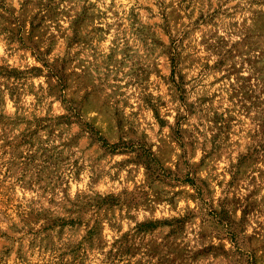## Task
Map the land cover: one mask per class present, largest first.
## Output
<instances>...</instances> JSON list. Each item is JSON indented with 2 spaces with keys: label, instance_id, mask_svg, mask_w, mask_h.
Here are the masks:
<instances>
[{
  "label": "rangeland",
  "instance_id": "1",
  "mask_svg": "<svg viewBox=\"0 0 264 264\" xmlns=\"http://www.w3.org/2000/svg\"><path fill=\"white\" fill-rule=\"evenodd\" d=\"M102 4L20 0L16 7L14 0H0V37L6 47L17 49L0 64V103L6 90L21 105L20 115L0 112V264H15L13 247L22 264H105V259L111 264H230L223 254L228 242L220 236L239 244L248 225L255 236L238 248L242 264H264V35H251L239 49H228L223 37L215 46L201 38L204 52L220 56L213 65L193 40L212 29L235 27L227 23L222 5L157 0L156 6L125 10L115 0ZM114 32L119 35L105 52ZM238 55L245 58L240 67H226ZM245 66L252 76L241 75ZM197 67L204 77L223 75H213L202 88L203 79L189 80ZM165 90L167 99L152 96ZM130 108L135 111L128 115ZM149 110L156 127L142 131ZM173 111L170 122L165 117ZM206 126L207 140L201 131ZM157 136L164 147L157 146ZM101 137L118 150L104 146ZM208 144L211 156L193 171L187 157L201 145L208 151ZM172 145L182 149L175 164ZM218 154L230 161L227 184L201 177L204 166L216 170L212 161ZM116 156L125 160L119 168L113 165L107 179L135 185L131 193L121 187L83 198L67 195L69 170L81 182L94 165L89 179L99 185L105 161ZM141 178L143 185L137 183ZM221 189L228 192L223 199L216 196ZM185 194L190 208L199 201L195 212L139 218L145 201L175 203ZM116 217L126 230L111 243L103 238V222ZM193 221L202 225V251L185 260L182 241ZM102 242L111 243L106 257Z\"/></svg>",
  "mask_w": 264,
  "mask_h": 264
},
{
  "label": "clouds",
  "instance_id": "2",
  "mask_svg": "<svg viewBox=\"0 0 264 264\" xmlns=\"http://www.w3.org/2000/svg\"><path fill=\"white\" fill-rule=\"evenodd\" d=\"M95 2V0H93ZM112 0H103L102 6H106L107 4L111 3ZM117 7H123V9H128L136 5H152L156 6L157 0H115ZM170 0H164V3H169ZM207 2V0H205ZM213 4L222 5L224 9L225 16L229 17L228 24H235V27H228L225 26L223 28L218 29H212L208 32L201 33L200 35L194 37L193 42L196 44L198 48H200V51L204 57L207 58L208 62L215 65L217 61L220 59L219 55H214L213 51L204 52L203 47L200 45V40L203 37H207L209 40L210 45L215 46L217 43V40H219L221 37L225 41H227V48L231 49L233 45H236L237 49L242 47L243 42H245L251 35H264V0H211ZM20 0H14V4L16 7H19ZM157 17L159 18V13H157ZM215 32L216 36L213 38L211 33ZM119 34L115 33L113 36L109 37L107 42L104 45V51L106 52L111 45L112 39H115ZM3 37H0V64H3L5 60H8L10 56H12L17 49L16 48H10L6 47L3 44ZM153 59H156L154 57ZM244 56L238 55L235 60H232L230 64L226 65V67L230 68L231 64H235L237 68L240 67V65L244 62ZM11 62V61H9ZM35 63V61H33ZM153 73L155 72V69H152ZM253 70L248 68L247 66L244 67L243 72L241 73L242 76L248 77L252 76ZM213 75H223V73H215L213 72L211 75L204 77L201 69L197 67L196 71L189 74V80L192 79L193 76H196V81H193V83L199 82L200 79H203V83L200 85L202 88H206L211 84V79ZM258 81H253V86ZM40 83H43V80L40 81ZM228 83H231L229 81ZM177 87H180L179 81H177L176 84ZM2 87V86H0ZM224 87H227V85H224ZM152 88H155V77L153 83L150 85V91ZM219 88V86H218ZM216 90V89H210ZM135 91V89L133 90ZM153 97L156 96H162L165 99L168 98V91L165 90L163 93H152ZM34 103V101H33ZM134 104H139V99L133 100ZM153 103L155 101L153 100ZM15 104V101L13 99H10L7 95L6 90H4V97L3 102L0 103V112H6L9 114H16L20 115V112L18 109L21 108L20 104H15V107L13 106ZM135 111V109L129 110L127 113L128 115H131V112ZM167 111H171V109H168ZM175 117V112H172V116H166V119H169L171 122L172 119ZM151 110L147 113V119L143 120L141 122V130L142 131H150V128H155L156 125L151 122ZM246 127V125H245ZM202 132L206 133L205 140H207V126L204 129H201ZM155 135V133H153ZM163 139L167 140V135H163ZM157 146L158 147H164L160 143L161 137L157 136ZM208 151L205 150L203 145L198 146L195 148V156L189 155L187 157L189 161V166L192 168L193 171H200L202 166V160L207 159L211 156V148L212 145H207ZM169 151L171 153V159L173 164L177 162V160L180 158L182 149L179 146L172 145L169 148ZM227 154H218V158L214 161H212V164L215 166V171H212V166H204V171L201 172V177L204 180H207L209 183H212L213 181L219 182L221 180L224 181L225 184H227L230 177L228 176L229 172V163L230 161L226 158ZM125 158L123 156H116L114 159H110L109 161H105L104 164V179L100 182L99 185H93L92 181L89 179L94 174L95 166L93 165L90 170L85 172V176L81 182H77L74 177L71 174V170H69L68 174L65 176V180L67 181L66 188H67V195L73 199L76 198H83V196L87 194H94V193H100L101 195L106 194L110 191H116L119 192L121 187L127 188L129 190V193L132 192L133 188H135V185L129 186L127 184H113L110 183L107 179V176L110 172H114L113 165H116L117 168L122 166V163L124 162ZM171 166V165H170ZM126 171L124 173H121V180H123L126 176ZM138 184L143 185L144 180L141 178L139 181H137ZM70 185V187H69ZM139 191V189H136ZM168 191H171V189L165 190L163 193V196L167 198ZM228 195V192L226 189H221L219 193H216V196L219 199H223L225 196ZM241 195H246L245 193H241ZM161 193L157 192V197H160ZM190 200L188 195H183L180 198L175 199V203H156L152 206H150V202L145 201L143 204V207L140 209L141 216L140 219H148V218H155V219H171L173 216L182 217L184 213L189 212H195L201 205L199 201L197 204L193 207H189ZM173 208L176 209L175 212H173ZM154 213V217L153 214ZM236 219L239 221L242 218L237 216ZM123 220L120 217H116L110 221L103 222V238L107 241H110L111 243H115V241L119 238L120 235H122L123 231L126 230L122 227ZM253 225H248L247 231L240 237L239 244L232 243L230 240V237L221 235L220 239L222 242H228V249L223 254L229 258L230 264H242L241 253L238 251V248L243 247V242L247 240L249 237L255 236V232L253 231ZM202 228V225L199 223L193 221L192 227L189 228L187 236L183 239V248L184 251L188 254L187 257H185V260H194L196 254H198L199 251H202L201 245L203 241L200 239V236L198 233L200 232ZM111 243H108L105 245L103 242L101 243V247L105 249V257L107 256V250L111 248ZM2 250V249H0ZM105 257H100V259H104ZM246 258V256L244 257ZM12 259L15 261V264H22L20 260H17L16 258V248L13 247L12 252ZM105 264H111L110 261L105 259Z\"/></svg>",
  "mask_w": 264,
  "mask_h": 264
},
{
  "label": "trees",
  "instance_id": "3",
  "mask_svg": "<svg viewBox=\"0 0 264 264\" xmlns=\"http://www.w3.org/2000/svg\"><path fill=\"white\" fill-rule=\"evenodd\" d=\"M100 140H102L103 141V145L108 147V148H110L111 151L115 152L116 150H118V146L119 145L109 143L104 137H101ZM149 156L154 157L153 152L151 150L149 151ZM186 182H190V183L194 184V182L191 179H187Z\"/></svg>",
  "mask_w": 264,
  "mask_h": 264
}]
</instances>
